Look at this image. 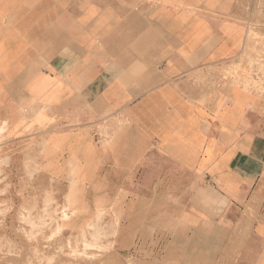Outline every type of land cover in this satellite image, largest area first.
Here are the masks:
<instances>
[{"label":"crops","instance_id":"1","mask_svg":"<svg viewBox=\"0 0 264 264\" xmlns=\"http://www.w3.org/2000/svg\"><path fill=\"white\" fill-rule=\"evenodd\" d=\"M228 9L0 0V122L34 111L45 172L75 173L79 215L119 213L123 235L148 215L141 231L173 233L177 264H264V90L221 77L247 34Z\"/></svg>","mask_w":264,"mask_h":264},{"label":"rangeland","instance_id":"2","mask_svg":"<svg viewBox=\"0 0 264 264\" xmlns=\"http://www.w3.org/2000/svg\"><path fill=\"white\" fill-rule=\"evenodd\" d=\"M132 1L155 5L167 0ZM227 1L226 16L239 21L247 34L221 77L264 90V0ZM27 113L22 129L0 122V264H177L173 233L141 231L144 220L152 222L148 215L125 235L120 233L124 219L101 205L95 215H79L82 189L75 173L45 172L43 151L50 149L45 145L51 128L34 126V111ZM43 115L49 118L50 110L43 108Z\"/></svg>","mask_w":264,"mask_h":264},{"label":"bare ground","instance_id":"3","mask_svg":"<svg viewBox=\"0 0 264 264\" xmlns=\"http://www.w3.org/2000/svg\"><path fill=\"white\" fill-rule=\"evenodd\" d=\"M130 198V197H129ZM65 212V210L62 212V216H63V220L66 218V214L64 213ZM88 226V225H87Z\"/></svg>","mask_w":264,"mask_h":264}]
</instances>
